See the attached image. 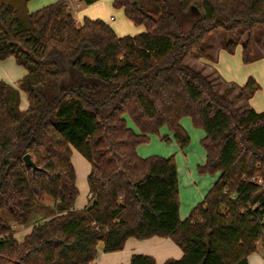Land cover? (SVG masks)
Returning <instances> with one entry per match:
<instances>
[{
	"label": "trees",
	"instance_id": "obj_1",
	"mask_svg": "<svg viewBox=\"0 0 264 264\" xmlns=\"http://www.w3.org/2000/svg\"><path fill=\"white\" fill-rule=\"evenodd\" d=\"M68 2L26 12L19 29L13 6L0 0V59L11 55L26 70L15 86L0 80V264H91L99 242L111 252L128 237L155 235L182 251L161 264H248L259 244L264 257V111L236 104L259 84L248 76L227 97L185 62L193 50L213 60L200 42L216 29L232 51L239 28L247 29L241 61L251 62L264 0H112L144 27L121 36L100 18L77 22ZM184 116L203 130L197 171L217 177L181 219L174 156H141L136 147L165 125L184 149ZM72 149L89 163L81 209L73 207ZM129 264L156 262L134 253Z\"/></svg>",
	"mask_w": 264,
	"mask_h": 264
},
{
	"label": "rangeland",
	"instance_id": "obj_2",
	"mask_svg": "<svg viewBox=\"0 0 264 264\" xmlns=\"http://www.w3.org/2000/svg\"><path fill=\"white\" fill-rule=\"evenodd\" d=\"M10 1L13 2L14 6L13 15L20 19L19 29H24L26 27V21L24 19L26 9L25 3L21 0ZM55 1L57 0H30L29 6H36L32 9L33 11L43 5ZM74 1L82 3L80 0ZM109 7V14L107 16L112 15V18L115 20L112 25L118 28L117 32L120 33V35H134L144 31V27L142 25H137L129 21V19L124 15L122 8H114L111 2L109 3ZM101 14L104 15V12H101ZM73 16L76 19L78 18L79 21H81L83 17V15H80L79 12L78 14L73 13ZM246 31L247 30H244L243 28H239L235 31L234 39L236 40V44L234 45L232 51H228L224 46L228 39L227 32L221 29L211 31L200 42V45L213 57V60L209 61L198 57L196 51L193 50L187 56L185 62L192 68L208 76V78L212 81L215 90L217 92L225 93L227 97H232L236 94L238 87L245 82L246 78L249 75L253 76L258 82L259 88L249 97L243 96L238 99L236 104L241 110L249 106L254 109H260L264 108V27L261 25H255L252 29L253 60L251 63L249 62L245 64L241 61L240 47L245 39ZM220 70L228 78L223 76ZM63 79L64 78L62 77L59 80L62 82ZM68 83L70 84V82ZM23 94L27 98L25 92H23ZM127 120L128 125L136 130L132 121L128 118ZM181 124L188 132L190 138L189 143L184 149H181L178 146V143L173 138L172 133L168 130L167 126L164 125L160 127L156 133L150 134L148 141L139 144L136 147V150L141 156H148L152 154L174 156L177 169L181 212L183 213L189 200L191 201V199L194 200L195 198V202L193 203V205H195L203 199L205 192L216 179L217 173H199L197 171V165L203 162L205 155L204 148L200 144V138L202 137L203 130L199 127L193 126L191 119L188 116L181 118ZM164 135H167L169 139L165 140L163 138ZM71 161L75 169V182L78 190L74 203L77 201L76 203L78 205L83 204L82 206H86L89 203L88 186L86 181L89 164L87 160L75 149L72 151ZM51 200L52 199L47 195H45L42 199V201L47 204H50ZM191 208L186 210V213L182 215V218L188 215ZM32 222L33 220H31L28 225L23 227L29 228V225H31ZM21 228L22 227L16 228L17 231L14 233L16 237L22 233L20 232L17 235V232H19ZM22 237L23 236L21 235L19 236L21 239ZM256 253L259 255L262 254L260 244L257 246Z\"/></svg>",
	"mask_w": 264,
	"mask_h": 264
},
{
	"label": "crops",
	"instance_id": "obj_3",
	"mask_svg": "<svg viewBox=\"0 0 264 264\" xmlns=\"http://www.w3.org/2000/svg\"><path fill=\"white\" fill-rule=\"evenodd\" d=\"M21 1H23L25 3V8H26L25 13L30 11V10L32 11V9H34V7H36V6L31 7V5L29 6L30 0H21ZM68 1L72 3L73 9H71V10L74 14H78V12H79L80 15H83V17H88V18H92V19L93 18L103 19L113 28V30L115 31V33L117 35L121 36L120 33L117 32L118 28H116L115 26L112 25V23H114V21H115L112 18V15L107 16L109 14V8H110L109 3L111 2V4H112V0H98L92 4H84L81 0H80V2H82V3H79V2L74 1V0H68ZM5 2H7L13 6V2H11L10 0L5 1ZM38 5H41V4H38ZM13 8H14V6H13ZM101 12H104L105 16L103 14H101ZM76 21L81 22L82 20L79 21L77 18ZM244 30H247V29H244ZM240 49H241V47H240ZM240 56H241V51H240ZM263 63H264V61H263ZM221 70H222V68H221ZM25 72H26L25 68L22 65L18 64L15 61L13 56L10 55L4 59H0V80H3L5 82L15 86L17 81L20 79V77ZM222 74H223V72H222ZM223 76H225V75L223 74ZM249 76H251V75H249ZM225 77L228 78L227 76H225ZM23 92L24 91H20V102H19V106L22 109L25 108L28 104V99L24 96ZM255 110H257V111L263 110L264 111V108L255 109ZM72 151H73V149H72ZM76 202L77 201H75V203L73 205L74 208L81 209V207L83 208L85 206V205L82 206L83 204L78 205ZM194 202H195V198H194V200L193 199H191V201L189 200V202L187 203V207L185 208V210L182 213L181 212V205H180V197H179V217L181 219H182V215H184V213H186V210L194 206L193 205ZM29 230H30V227L29 228L22 227L19 230V232H17V235L20 232H22L20 235L24 236V234L29 232ZM19 236H17V239H21V238H19ZM97 250H98V254H97L96 258L92 261L91 264H129L130 256L134 253H142V254L150 255L155 259L156 264H161L163 261H165L168 258L177 259L182 255L181 249L169 237H161V236H156V235L151 236L149 238H145V239H137L135 237H128L125 240V243H124L122 249L117 250V251H111V252H103L102 251V242H99L97 244ZM247 262H248V264H264L263 254L259 255L256 253V251H254L247 256Z\"/></svg>",
	"mask_w": 264,
	"mask_h": 264
},
{
	"label": "water",
	"instance_id": "obj_4",
	"mask_svg": "<svg viewBox=\"0 0 264 264\" xmlns=\"http://www.w3.org/2000/svg\"><path fill=\"white\" fill-rule=\"evenodd\" d=\"M23 161L31 166L33 169L36 167L34 161L31 159L30 155L28 153L23 155Z\"/></svg>",
	"mask_w": 264,
	"mask_h": 264
},
{
	"label": "built area",
	"instance_id": "obj_5",
	"mask_svg": "<svg viewBox=\"0 0 264 264\" xmlns=\"http://www.w3.org/2000/svg\"><path fill=\"white\" fill-rule=\"evenodd\" d=\"M68 6H69L71 9H73V7H72V3H71V2H68Z\"/></svg>",
	"mask_w": 264,
	"mask_h": 264
}]
</instances>
